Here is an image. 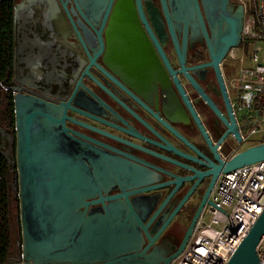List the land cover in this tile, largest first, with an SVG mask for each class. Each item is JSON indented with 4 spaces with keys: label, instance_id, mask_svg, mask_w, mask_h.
I'll use <instances>...</instances> for the list:
<instances>
[{
    "label": "flooded vegetation",
    "instance_id": "af4514ba",
    "mask_svg": "<svg viewBox=\"0 0 264 264\" xmlns=\"http://www.w3.org/2000/svg\"><path fill=\"white\" fill-rule=\"evenodd\" d=\"M23 1L11 0L12 5ZM64 1L88 33L79 23L83 42L71 27L68 35L48 28L41 37L27 28L17 37L13 33L11 71H0V127L14 135V127L2 124L1 111L5 100L14 98L13 88L54 106L67 105L68 135L130 165L133 190L145 191L128 200L144 203L136 214L147 232L155 234L178 209L156 241L170 256L194 217L190 238L211 209L227 157L241 150L243 133L252 124L250 112L236 107L240 65L230 59V50L222 58L211 56L213 28L201 0V21L177 0H142L143 21L135 2L132 7L122 0L114 1L105 24L93 27L73 0ZM241 1L229 0L232 12ZM19 262L17 244L8 264Z\"/></svg>",
    "mask_w": 264,
    "mask_h": 264
},
{
    "label": "water",
    "instance_id": "95a60500",
    "mask_svg": "<svg viewBox=\"0 0 264 264\" xmlns=\"http://www.w3.org/2000/svg\"><path fill=\"white\" fill-rule=\"evenodd\" d=\"M114 1L115 5L122 2L73 0L82 20L92 27L98 21L105 24L112 17ZM177 1L201 21L197 0ZM134 2L144 21L142 0H129L132 7ZM201 3L213 28L211 56L222 58L242 42L244 6L239 5L232 12L229 0ZM23 9L45 13L43 20L39 13H34L33 19L41 23L37 30L26 26L31 36L41 37L43 28L51 34L68 35L71 27L83 42L88 33L74 20L76 13L69 10L64 0H27L13 5L15 37L21 34L19 15ZM77 23L86 31L85 35L80 34ZM17 58L15 52V71ZM12 90L14 135L0 127V150L13 170L12 188L19 205L17 219L22 241L18 243V264H170L188 243L197 215L176 252L164 256L156 241L178 209L155 234L147 232L136 214L144 203L128 200L129 195L145 191L133 190L137 184L129 180L130 165L68 135L67 105L54 106L33 95L21 94L16 88ZM263 160L264 143L252 145L226 161L223 173ZM113 188H118L120 194L104 198L102 192ZM99 203L103 204L102 209L92 208ZM263 238L264 210L227 264H260L257 248Z\"/></svg>",
    "mask_w": 264,
    "mask_h": 264
},
{
    "label": "built area",
    "instance_id": "2783aa9c",
    "mask_svg": "<svg viewBox=\"0 0 264 264\" xmlns=\"http://www.w3.org/2000/svg\"><path fill=\"white\" fill-rule=\"evenodd\" d=\"M242 42L264 43V0L244 1ZM241 44L232 48L230 59L240 65L238 82L242 90L236 107L249 111L252 124L243 133V143L255 138L264 143V105L261 114L257 104H264V64L256 47L246 52ZM263 97V99H261ZM251 145V146H252ZM237 150L227 157L230 160ZM213 205L186 244L170 264H227L242 240L264 210V160L222 173L213 191ZM259 263L264 264V238L257 248Z\"/></svg>",
    "mask_w": 264,
    "mask_h": 264
},
{
    "label": "trees",
    "instance_id": "16d2710c",
    "mask_svg": "<svg viewBox=\"0 0 264 264\" xmlns=\"http://www.w3.org/2000/svg\"><path fill=\"white\" fill-rule=\"evenodd\" d=\"M13 5L11 0L0 3V71H11ZM261 114L263 102L257 104ZM13 99L8 97L2 107V124L14 127ZM1 148V136H0ZM13 170L0 150V264H8L12 256V205L15 199L12 178Z\"/></svg>",
    "mask_w": 264,
    "mask_h": 264
},
{
    "label": "rangeland",
    "instance_id": "374dc122",
    "mask_svg": "<svg viewBox=\"0 0 264 264\" xmlns=\"http://www.w3.org/2000/svg\"><path fill=\"white\" fill-rule=\"evenodd\" d=\"M244 1V4L246 5V7L248 8L251 4V0H242ZM241 47L244 48V50L246 52H249L250 50L253 51L254 47L257 48L258 50V54H259V61L260 63L264 64V43H248V42H243L241 44ZM261 99H263V97H261ZM255 138L249 139L247 142L243 143V145L241 146V150H245L246 148H248L249 146H251L252 144L256 143ZM19 216V205L18 203L15 201H13V205H12V223H11V228H12V253L15 254L16 249H17V244L21 243L22 238H21V226H20V222L17 219ZM205 220H208V215H205Z\"/></svg>",
    "mask_w": 264,
    "mask_h": 264
},
{
    "label": "crops",
    "instance_id": "0c3cea01",
    "mask_svg": "<svg viewBox=\"0 0 264 264\" xmlns=\"http://www.w3.org/2000/svg\"><path fill=\"white\" fill-rule=\"evenodd\" d=\"M23 12V13H22ZM22 13V14H21ZM21 15H19V22H20V24H21V27L22 28H26V26H29L30 28H33V29H36V28H38L39 26H40V22H38V21H35L33 18H35V14L37 13H39L40 14V12L39 11H36V12H34L33 13V11L31 10V12L30 11H28V10H22L21 11ZM30 13H32V15L33 16H28V14H30ZM37 30V29H36ZM12 32H13V29H12Z\"/></svg>",
    "mask_w": 264,
    "mask_h": 264
}]
</instances>
